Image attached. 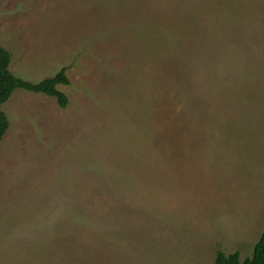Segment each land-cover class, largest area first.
I'll return each instance as SVG.
<instances>
[{
    "label": "rangeland",
    "instance_id": "1",
    "mask_svg": "<svg viewBox=\"0 0 264 264\" xmlns=\"http://www.w3.org/2000/svg\"><path fill=\"white\" fill-rule=\"evenodd\" d=\"M0 264H214L264 229V0H0Z\"/></svg>",
    "mask_w": 264,
    "mask_h": 264
},
{
    "label": "trees",
    "instance_id": "2",
    "mask_svg": "<svg viewBox=\"0 0 264 264\" xmlns=\"http://www.w3.org/2000/svg\"><path fill=\"white\" fill-rule=\"evenodd\" d=\"M10 60V52L0 46V140L9 126L7 117L1 110V105L9 99L15 89L41 93L52 97L61 108H65L68 104L66 95L57 88L58 85H67L69 83L64 68H61L53 76L33 82L15 76L9 70ZM214 264H264V229L253 245L250 257L240 260L237 251L225 254L218 250L214 258Z\"/></svg>",
    "mask_w": 264,
    "mask_h": 264
}]
</instances>
